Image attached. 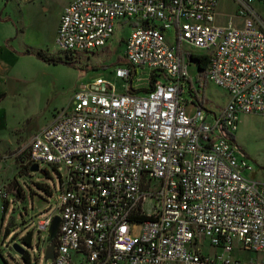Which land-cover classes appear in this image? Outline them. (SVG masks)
Returning <instances> with one entry per match:
<instances>
[{
    "label": "built area",
    "instance_id": "1",
    "mask_svg": "<svg viewBox=\"0 0 264 264\" xmlns=\"http://www.w3.org/2000/svg\"><path fill=\"white\" fill-rule=\"evenodd\" d=\"M219 1L63 8L60 53H95L116 30L130 33L114 70L124 92L103 78L83 85L23 149L22 165L50 168L59 185L48 188L53 211L35 228L47 233L59 218L50 264H264L243 256L264 254V182L234 142L239 115L264 116V0H231L234 16L222 24ZM191 55L208 57L197 87L228 95L218 113L204 108L188 76ZM137 69L148 70L147 86L154 76L147 92L132 87ZM7 195L1 187L2 202Z\"/></svg>",
    "mask_w": 264,
    "mask_h": 264
},
{
    "label": "rangeland",
    "instance_id": "2",
    "mask_svg": "<svg viewBox=\"0 0 264 264\" xmlns=\"http://www.w3.org/2000/svg\"><path fill=\"white\" fill-rule=\"evenodd\" d=\"M72 1L0 0V93L5 95L0 100V188L6 186L8 193L4 210L0 200V264H25V253L30 264H50L44 260L47 233L35 228L52 213L54 201L38 185L52 192L59 185L55 172L44 165L38 167V172L19 174L24 147L56 112L71 106L78 88L92 80L103 78L116 93L124 92V81L115 77L114 70L123 66L124 44L120 40L129 35L130 27L123 32L116 30L111 43L95 53H77L67 60L57 51L54 30L62 8ZM234 8L231 0H220L216 10L218 23L233 18ZM39 53L61 58L68 64L43 62ZM187 72L204 108L218 113L228 102L226 92L211 83L198 88L195 62H188ZM148 74L147 69H137L132 87L146 88ZM186 113L193 116L194 108L188 105ZM234 142L240 157L251 165L253 179L264 182V116L239 115ZM50 206L51 210L42 213ZM28 233L32 234L30 247L22 242ZM202 250L205 255L214 251L207 246ZM243 256L264 259V254Z\"/></svg>",
    "mask_w": 264,
    "mask_h": 264
},
{
    "label": "trees",
    "instance_id": "3",
    "mask_svg": "<svg viewBox=\"0 0 264 264\" xmlns=\"http://www.w3.org/2000/svg\"><path fill=\"white\" fill-rule=\"evenodd\" d=\"M5 1H8V0H5ZM64 55H65L66 59L68 60V58H72V56L74 54H64ZM38 57L43 62H46V63H53L54 64V63L62 62V63L68 64L66 61H63L61 58H54V57H50V56L40 54V53L38 54ZM188 59H189L188 61H193L196 63L198 75L201 78H204L205 73H206L207 64H208V57L206 55H203V56H192L191 55V56H189ZM154 81H155L154 76H150L148 86H146V88L139 89L136 92L142 93V92H147L148 90L152 89ZM4 96H5L4 94H0V100H2L4 98ZM27 172H28L27 166L21 165L19 168V174L23 175V174H26ZM38 187L43 189L44 192L49 196V191H48L47 187L44 188L40 185H38ZM6 206H7V202H2L3 210L6 208ZM31 240H32V234L31 233H28L26 236H24L22 238V242L29 247L31 246ZM23 260H24L25 264H30V259H29V256L27 255V253H25V255L23 256Z\"/></svg>",
    "mask_w": 264,
    "mask_h": 264
},
{
    "label": "water",
    "instance_id": "4",
    "mask_svg": "<svg viewBox=\"0 0 264 264\" xmlns=\"http://www.w3.org/2000/svg\"><path fill=\"white\" fill-rule=\"evenodd\" d=\"M38 166L37 165H33L29 168V172L31 173H35L38 172ZM59 225V218L56 216L53 218L48 230H47V234H48V239H47V243H51L52 240L55 238L56 232H57V228ZM14 249L16 250V248L14 247ZM53 259V246H51L50 244L47 246L45 252H44V260L48 261V260H52Z\"/></svg>",
    "mask_w": 264,
    "mask_h": 264
},
{
    "label": "crops",
    "instance_id": "5",
    "mask_svg": "<svg viewBox=\"0 0 264 264\" xmlns=\"http://www.w3.org/2000/svg\"><path fill=\"white\" fill-rule=\"evenodd\" d=\"M63 8H64V7H63ZM63 8H62V10H61V12H60V15H59V17H58V22H59V18H60V16H61V13H62V11H63ZM58 22H57V26H58ZM57 26H56V29L54 30V39H55V35H56ZM2 66H3V62L0 60V69H2ZM0 94H1V93H0ZM50 122H51V119H50ZM49 124H50V123H49ZM49 124H48V125H49ZM48 125H47V126H48ZM38 131H39V130H38ZM38 131H37V132H38ZM37 132H36V133H37ZM36 133H35V134H36Z\"/></svg>",
    "mask_w": 264,
    "mask_h": 264
}]
</instances>
